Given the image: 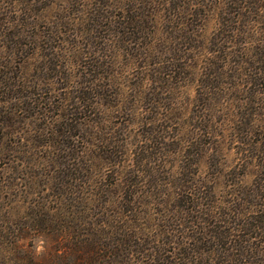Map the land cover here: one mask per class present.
I'll return each mask as SVG.
<instances>
[{"label": "trees", "instance_id": "16d2710c", "mask_svg": "<svg viewBox=\"0 0 264 264\" xmlns=\"http://www.w3.org/2000/svg\"><path fill=\"white\" fill-rule=\"evenodd\" d=\"M185 1L86 0L78 18L36 21L29 40L28 22L17 25L18 55L47 84L18 74L0 84L12 93L0 101L18 102L7 119L32 110L40 123L9 147L0 135V154L32 155L9 164L40 166L54 196L0 240L50 238L47 264H264V0H201L192 17L209 2L219 11L208 42L181 18ZM188 78L199 91L191 112L178 96ZM227 146L236 162L222 181Z\"/></svg>", "mask_w": 264, "mask_h": 264}, {"label": "rangeland", "instance_id": "374dc122", "mask_svg": "<svg viewBox=\"0 0 264 264\" xmlns=\"http://www.w3.org/2000/svg\"><path fill=\"white\" fill-rule=\"evenodd\" d=\"M82 1L86 0H0V84L4 83V81L14 84L17 74L19 76L23 75L24 78L30 82V86H34L36 82L40 87H42L44 84H47L42 76L41 77L43 79L38 77V73L35 74L36 77L31 76L34 73L33 61H29L18 55L19 52L17 49H19V47L16 45V43L20 39V28L17 27V25L28 22L25 32H22V34L28 37L33 32L36 21H38L40 24H49L56 21L55 19L60 17H66L69 15H71V17L75 16L79 13V4ZM159 1L145 0V5L151 9L156 7ZM167 1L170 0H162V3ZM182 1L183 0H174L175 3H180ZM201 3V0H186L183 2L182 4H184V6H189L188 10L191 8L192 11L189 10L184 12V14L181 15V18H183L185 22H193L195 20L197 24L196 29L199 31L200 38L203 41L208 42L209 40L216 37L217 18L219 11L216 15L214 11L215 4L209 2L208 5L212 6L211 10H209L211 12H209L208 9H203V13L198 18L192 17L194 10L197 9V6H199ZM27 7L29 9L32 8V11L29 10L25 14L23 10H25ZM153 27L150 24L148 25L149 32L154 29ZM149 38L153 37L150 36ZM29 39L30 37L27 38V40ZM26 43L30 42L26 41ZM204 45L207 46L208 44ZM15 46H17V49ZM30 50L31 49L29 47L25 46L20 51H26L24 53L25 56ZM196 54L203 55V52L200 51L198 53L197 51ZM12 72H15V74L9 75L6 78V76ZM189 78L183 83L178 96L180 105L184 106L183 108H188V112H191L196 109V102L199 99V91L197 87L198 82ZM1 87L3 88V84H1ZM2 88H0V98L4 99V95H6L8 99L12 93H7L6 91L3 94ZM50 93L51 91L44 89L42 96L45 94L50 96ZM22 100L26 101L25 99ZM17 103L18 102H15V100L7 103L0 101V135L8 136V138L5 140V142L8 144V147L10 146V143L15 141V139H13L10 135L24 134L26 132L25 135L28 134L29 136L31 135L30 132H33V129H35V127L40 124L39 120L36 119V116L31 113L32 110H30V112L25 110L21 114L17 113L13 119H11V117L7 119L5 117V112H10L12 108H15L14 106ZM32 115L33 117H31ZM26 117L27 119H25ZM108 120L109 119L106 121L105 118V122H103L104 127L108 128V131H113V127L114 130L120 127V124L117 125L116 122L115 125H108ZM12 123H15V125L10 126ZM131 124V126L127 127L128 132L133 135L142 133V129L138 127V125L134 123ZM32 143L33 142L30 141L29 144H27L29 147L28 150L31 151V154L33 152L37 153V156H39V151L44 153L46 150V148H37L35 144L32 145ZM58 143L59 142L51 144L54 145L53 148H58L56 146ZM227 149L228 150L224 152L223 160L221 159V164H223V162L225 164L224 166L222 165V169L224 170L225 168L226 170L222 171L224 174L222 176V181H226L227 178L225 173L228 172L231 169V166H233L236 162L234 151L231 150L229 146H227ZM21 150L23 152V149ZM16 156L22 158L23 160H25L27 157L32 158V155H23V153L4 152L3 154H0V170L3 169L0 171L1 233H4L5 230L8 233L10 231L17 233V231L21 228L20 225H23L24 227L27 222H30L28 216L32 211L33 202L35 200H41L40 197L48 198L54 196V192L47 189L48 185L45 182L46 178L41 177L40 175L44 172V170H41L40 166L31 168L28 164H24L26 162L20 163L18 165L16 163L12 165L9 164V162L14 160V157ZM209 167V165L204 164L201 168V171L212 172L213 167ZM38 172H40L39 177H36L35 175H37ZM249 180V178L246 179V181ZM7 239L12 241L13 237L9 236ZM8 240H0V264H25L23 261V258H25L23 257V254H25V252L33 254L35 260H37L39 263L47 264L48 260L50 259L49 254L51 252V247L54 244L50 238L45 236L34 237L33 233L27 234L25 238L22 237V234L18 235L15 245H11V242Z\"/></svg>", "mask_w": 264, "mask_h": 264}]
</instances>
